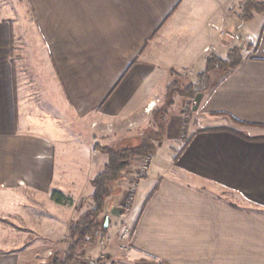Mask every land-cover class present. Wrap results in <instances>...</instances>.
I'll list each match as a JSON object with an SVG mask.
<instances>
[{"label":"crops","instance_id":"1","mask_svg":"<svg viewBox=\"0 0 264 264\" xmlns=\"http://www.w3.org/2000/svg\"><path fill=\"white\" fill-rule=\"evenodd\" d=\"M18 1L14 18L0 9V264H51L92 207L81 202L108 161L95 149L114 141L106 126L123 134L172 81L197 84L210 55L226 59L242 0ZM243 27L253 47L211 74L189 124L174 100L129 213L121 183L108 232L125 223L132 235L106 246L104 264H264V14Z\"/></svg>","mask_w":264,"mask_h":264},{"label":"trees","instance_id":"2","mask_svg":"<svg viewBox=\"0 0 264 264\" xmlns=\"http://www.w3.org/2000/svg\"><path fill=\"white\" fill-rule=\"evenodd\" d=\"M255 13L264 14V0H242L239 12L237 13L238 20L240 22H249L254 19ZM242 52L243 48L241 46H234L230 49L226 59H222L214 54L210 55L207 58L205 71L199 75L198 84L182 86L177 81H174L168 87V93H171L172 98L176 95L192 98L200 93V90L203 92L207 91L210 89L211 74L213 72H219L224 76L230 74L243 62ZM175 74L178 75L177 73ZM95 149L106 154L108 161L104 171L92 180L94 193L91 199L93 205L71 225L70 254L63 257L54 256L51 264H72L79 251L82 250V255L85 253L83 247L86 243L95 242L106 234L108 226H106V221L102 222L100 220V216L106 208L107 197L111 195L110 189L118 180L123 178L125 173L131 168L135 158L145 155L153 156L156 153V146L145 141L137 146L127 147H111L97 143ZM156 188L150 192L149 196L152 195ZM52 199L60 204L73 203L71 198L59 191L52 193Z\"/></svg>","mask_w":264,"mask_h":264},{"label":"rangeland","instance_id":"3","mask_svg":"<svg viewBox=\"0 0 264 264\" xmlns=\"http://www.w3.org/2000/svg\"><path fill=\"white\" fill-rule=\"evenodd\" d=\"M19 2V3H18ZM21 7L20 6V1L18 0H0V9L3 13V15L6 16H10L11 18H14V13H15V7ZM239 12V11H237ZM232 13L235 15L236 11L232 10ZM235 18L238 20V16H235ZM239 23V28H238V32L235 31L232 33L231 35V42L232 44H240L238 46H241L243 48V52L242 55L244 53V51L248 50V48L250 47V49L253 47V42H255V40L252 39V37H250V33H244V27L243 25L248 23V22H240L238 20ZM250 22V21H249ZM14 23V28H16V30L18 29V27H16V22L13 21ZM234 47V46H233ZM232 47V48H233ZM220 79V76L218 77H213L210 80V87L212 88ZM174 81H177L179 84H181L182 86L188 85V84H194V83H190L188 80L186 81L185 78H181V79H175ZM174 81H172L171 83H173ZM199 83V81L197 82V84ZM199 89H202L201 87H198ZM200 93H198L197 95H195L192 98H186L180 95H176L173 98L171 97V93H168L165 97L162 98H158L157 100H155L153 102V105H148V107L146 109H144L143 113L139 114L138 116H136L134 119H136L138 121V123L136 124H130L128 125L129 122L127 123V126H125L126 130H124V135L117 133L116 131H118V126H114L113 124L107 125L106 127L108 128L106 132L103 133V137L105 138H114V141L112 140L107 142L109 145L107 146H111V147H121V146H137L139 144H141L143 141L149 143V144H154L156 146V151L158 148V145L160 143V141L163 140V135L165 132V127H166V120L170 117L171 114V108L174 104V100L177 99L178 97L182 98L183 101V105H185L184 108V114L186 115V124H189V122L192 121L193 117H194V112L192 110L193 107H196L199 103V101L201 99H205L207 97V95L209 94V91L203 92V91H199ZM172 98V99H171ZM172 101V103H171ZM101 136V138H103ZM102 140V139H101ZM82 147H86L83 146ZM163 154V153H161ZM148 156H142L139 158H135L132 162L131 168L125 173V175L123 176V178H121L120 180H118V182L115 183V185H113V187L110 189L111 195L109 197H107V205L106 208L104 210V212L102 213V215L100 216V220L103 221H107L108 220V229L110 227V223H111V206L114 203V199H116V197L119 195L120 190L122 188L121 183L126 180L129 182L130 186L128 188V194L126 195V197L123 199L122 205H121V210L123 213H129L130 210L132 209V206H134V196L136 194L137 189L133 192V195H131L132 193V185H135V187H137V182L141 179L144 178L148 172H146V174H143L141 176L138 175V169L139 167H141L142 162L144 161L143 159ZM153 159V156H152ZM151 159V162H152ZM150 162V164H151ZM149 164V167H150ZM82 167L85 168V162L82 161ZM148 167V169H149ZM85 174L87 172V169L85 168ZM218 195H220V197H222L223 199L230 201L231 203H236L238 205H242L244 206L245 204L243 203V201L236 195L233 194L231 192L228 191H220L218 193ZM113 202V203H112ZM83 204V210L87 207H89V204L93 205L92 199L90 198H83L82 202ZM115 206V203H114ZM122 224V223H121ZM120 225V224H119ZM118 225V227H119ZM131 238V237H130ZM129 238V240H130ZM128 240V241H129ZM126 241V242H128ZM123 243L121 241L117 240L116 237V233L114 234V236L108 232H106V234L104 236H102L101 238H98L95 242H89L86 243L83 247V250L85 249V254H89L91 253L90 251H92L95 248H102L101 246H105L104 249L102 250L101 253H103L105 256L107 255L106 253V246L109 245V243ZM89 256V255H88ZM92 256V255H91ZM94 257V256H92ZM89 257H86V259H88ZM86 262V261H85Z\"/></svg>","mask_w":264,"mask_h":264},{"label":"built area","instance_id":"4","mask_svg":"<svg viewBox=\"0 0 264 264\" xmlns=\"http://www.w3.org/2000/svg\"><path fill=\"white\" fill-rule=\"evenodd\" d=\"M151 159H152L151 155H148L143 159L144 161L142 162L141 167H139L138 169L139 176L146 174L149 164L151 162ZM131 188H132L131 195H133V192L136 190V187L135 185H132ZM131 235H132V228L128 226L127 224L122 223L117 228L116 237L118 241L126 242L129 240ZM105 259H106V256L103 253H101L98 257H89L88 259H86L85 264H104Z\"/></svg>","mask_w":264,"mask_h":264},{"label":"water","instance_id":"5","mask_svg":"<svg viewBox=\"0 0 264 264\" xmlns=\"http://www.w3.org/2000/svg\"><path fill=\"white\" fill-rule=\"evenodd\" d=\"M106 226H108V220L106 221Z\"/></svg>","mask_w":264,"mask_h":264}]
</instances>
